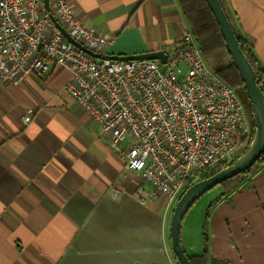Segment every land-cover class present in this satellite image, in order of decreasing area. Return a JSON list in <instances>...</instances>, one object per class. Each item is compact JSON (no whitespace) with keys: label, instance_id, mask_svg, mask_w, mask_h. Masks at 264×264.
Masks as SVG:
<instances>
[{"label":"crops","instance_id":"0c3cea01","mask_svg":"<svg viewBox=\"0 0 264 264\" xmlns=\"http://www.w3.org/2000/svg\"><path fill=\"white\" fill-rule=\"evenodd\" d=\"M224 1L264 67V0ZM72 2L112 39L107 54L163 50L189 27L178 0ZM68 77L54 65L19 84L0 78V264H177L167 233L171 201L124 167L65 88ZM218 189L184 217V248L201 255L207 247L213 261L264 264V168L206 217Z\"/></svg>","mask_w":264,"mask_h":264},{"label":"built area","instance_id":"2783aa9c","mask_svg":"<svg viewBox=\"0 0 264 264\" xmlns=\"http://www.w3.org/2000/svg\"><path fill=\"white\" fill-rule=\"evenodd\" d=\"M52 16L80 44L107 54L112 39L88 26L72 0H50V9L45 0H0V78L19 84L63 66L65 88L151 195L179 198L251 141L255 127L242 98L208 66L190 27L163 49L166 62L107 59L71 42ZM34 113L28 108L26 123Z\"/></svg>","mask_w":264,"mask_h":264},{"label":"water","instance_id":"95a60500","mask_svg":"<svg viewBox=\"0 0 264 264\" xmlns=\"http://www.w3.org/2000/svg\"><path fill=\"white\" fill-rule=\"evenodd\" d=\"M206 1L219 25L220 31L225 40L226 51L230 54L232 63L238 69L239 75L244 82L246 93L250 100L255 130L251 141L243 153H241L231 164L219 169L213 175L194 182L179 197L173 210L170 227L172 248L179 264H192L181 240L182 221L190 208L200 197H202L206 192L212 190L216 185L252 167L264 153V91L259 85L256 72L251 62L240 46L235 30L221 0ZM45 4L47 8L50 9V0H45ZM52 18L71 42L94 57L107 59L159 58L163 62L167 61V55L164 50H154L130 55H101L98 52L86 48L72 38L60 25L56 18H54V16H52ZM164 68L165 66L162 67V70Z\"/></svg>","mask_w":264,"mask_h":264},{"label":"trees","instance_id":"16d2710c","mask_svg":"<svg viewBox=\"0 0 264 264\" xmlns=\"http://www.w3.org/2000/svg\"><path fill=\"white\" fill-rule=\"evenodd\" d=\"M178 1L182 8L184 16L186 17V20L189 24V27L191 28L199 44L202 54L205 57H208L212 54L218 53V51L220 50L226 51L225 40L222 36L219 25L215 19V16L208 6L207 1L206 0H178ZM221 2L232 23V26L235 30L240 46L244 51L245 55L247 56V58L249 59V61L251 62L256 72L259 85L264 91V67L257 58L253 50V45L251 44V41H249L245 37L243 32L233 24V21L231 19L225 1L221 0ZM228 55L230 56L229 53ZM216 73L229 85H231L234 88H238V90L237 89L236 90L238 91L240 97L242 98L245 104L252 127H254L250 100L247 96L244 82L242 81L239 75L238 69L232 63V60L229 63L218 67L216 69ZM262 168H264V153L261 155V157L255 162V164L252 167L216 185L213 189L217 187H221L222 192L216 198V200L212 202L207 208L206 217L209 216L210 211L213 208V204H215L220 198L225 197L233 190L237 189V187H240L251 175L258 172ZM218 170L219 168L217 167L209 170L201 177V179L213 175ZM186 253L188 254L192 264H229L227 260H223V259H219L216 261L211 260L207 253V247L205 248L204 253L201 255H191L187 251ZM174 257L177 260L175 255Z\"/></svg>","mask_w":264,"mask_h":264},{"label":"rangeland","instance_id":"374dc122","mask_svg":"<svg viewBox=\"0 0 264 264\" xmlns=\"http://www.w3.org/2000/svg\"><path fill=\"white\" fill-rule=\"evenodd\" d=\"M205 59H206V62H207V64H208V66L211 68V69H213L214 71H216V69L218 68V67H220V66H222V65H224V64H227V63H229L230 61H231V59H230V56L228 55V53H227V51H225V50H220V51H218V53H216V54H212V55H210V56H208V57H205ZM237 90H238V88H236ZM243 146V145H242ZM110 147L112 148V146L110 145ZM246 148V147H245ZM245 148H242V149H240L239 151H237L236 153H235V157L237 158L241 153H243V151H244V149ZM120 155V154H119ZM235 158V159H236ZM124 167H125V165H124ZM219 187H217V189L215 188V189H212V190H210V191H208V192H206L203 196H202V198L204 197V196H209L210 194H215L216 192H219V190L220 189H218ZM238 188V187H237ZM116 190H113V191H111V194L112 195H114L115 196V194H116V192H115ZM211 192V193H210ZM209 193V195H207ZM202 198L200 197L197 201H199V200H202ZM178 199L179 198H176V199H174V200H171V217H170V220H169V222H168V227H169V231H167V233H168V237H169V239H170V242H171V245H172V239H171V234H170V227H171V219H172V215H173V210H174V207H175V205H176V203H177V201H178ZM196 201V202H197ZM194 206V205H193ZM192 206V207H193ZM192 207L190 208V209H192ZM198 208V207H197ZM173 248H171V251H172V254H173V256H174V252H173V250H172ZM178 261V260H177ZM177 264H179L178 262H177Z\"/></svg>","mask_w":264,"mask_h":264},{"label":"flooded vegetation","instance_id":"af4514ba","mask_svg":"<svg viewBox=\"0 0 264 264\" xmlns=\"http://www.w3.org/2000/svg\"><path fill=\"white\" fill-rule=\"evenodd\" d=\"M236 158V157H235Z\"/></svg>","mask_w":264,"mask_h":264}]
</instances>
